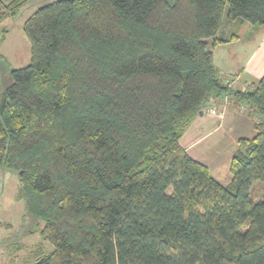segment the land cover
Segmentation results:
<instances>
[{"label":"trees","instance_id":"1","mask_svg":"<svg viewBox=\"0 0 264 264\" xmlns=\"http://www.w3.org/2000/svg\"><path fill=\"white\" fill-rule=\"evenodd\" d=\"M30 1L0 0V24ZM245 24L264 28V0H57L28 17L0 168L51 246L32 264H264V75L237 90L213 63ZM227 97L256 134L224 186L180 139Z\"/></svg>","mask_w":264,"mask_h":264},{"label":"rangeland","instance_id":"2","mask_svg":"<svg viewBox=\"0 0 264 264\" xmlns=\"http://www.w3.org/2000/svg\"><path fill=\"white\" fill-rule=\"evenodd\" d=\"M10 1L12 0H1V4L5 6ZM54 1L57 0L30 1L20 10L17 17L7 19L0 24V99L4 90L12 83L11 70L25 67L30 61V44L23 33V24L36 9ZM2 31L6 33L3 41H1L2 34H4ZM263 34V27L245 24L239 34L238 43L226 44L219 50L220 55L223 51H225V55L219 57L217 67L231 66L238 68L242 63V59L250 54L252 50H255L262 40L260 38ZM261 45L264 53V43ZM259 56L260 54L256 59ZM205 112L207 111L205 110ZM246 114L248 113L246 112ZM227 130V126L221 128L219 132L217 131L205 142L203 147L211 146V141L214 140L213 137L217 139L221 146ZM225 144L229 147L227 141ZM217 147H219L218 144L214 148ZM220 149L222 148L220 147ZM204 151H210V148ZM225 167L223 165L221 168L224 169ZM214 170L212 168V172H215ZM221 173H223L221 177H224L227 173L229 175L226 168ZM212 174L215 179L223 183V179L218 177L219 174L218 176ZM263 194V184L254 183L250 192L251 198L258 201L261 200ZM42 225V223H38L25 215L24 203L20 198L17 174L11 170L0 168V264H32L35 258L39 256L40 249L41 251H50L51 246L42 240L38 232Z\"/></svg>","mask_w":264,"mask_h":264},{"label":"crops","instance_id":"3","mask_svg":"<svg viewBox=\"0 0 264 264\" xmlns=\"http://www.w3.org/2000/svg\"><path fill=\"white\" fill-rule=\"evenodd\" d=\"M260 39L262 40L255 50H252L250 54L242 59V63L238 68L231 66L217 67V60L219 57L225 55V51L220 55L219 50L224 45L215 48L213 53L214 66L218 70L219 76L230 82L231 88L244 90L249 85L258 83L264 75V53L262 51L263 46L261 45L264 43V34ZM238 41L232 43L235 44ZM259 54V58L256 59ZM228 58L230 59V57ZM224 101L225 103L222 104L218 99H212L208 103V108L214 110L216 114L212 115L206 112L203 116L196 118L180 139V145L185 149L190 158L205 165L213 178L212 173L217 176L219 174L218 177L219 179H223L222 182L224 184L214 179L221 185L226 186L232 179L229 166L238 140L251 139L255 136L256 132L254 121L246 114L245 109L233 108V100H229L228 97ZM225 126L228 127V130L225 138L222 140L221 146L217 139L213 137L212 139L214 140L211 141V146L207 145L203 147L209 138ZM226 141L229 147L226 146ZM217 144L219 147L214 148ZM209 148L210 151H204L209 150ZM223 165L226 166V172L228 171L229 175L227 173L224 177H221V175L223 176L221 171L225 170V168H221ZM212 168L215 169V172H212Z\"/></svg>","mask_w":264,"mask_h":264},{"label":"built area","instance_id":"4","mask_svg":"<svg viewBox=\"0 0 264 264\" xmlns=\"http://www.w3.org/2000/svg\"><path fill=\"white\" fill-rule=\"evenodd\" d=\"M207 112H208V113H211V114H215V111L212 110V109H207Z\"/></svg>","mask_w":264,"mask_h":264}]
</instances>
